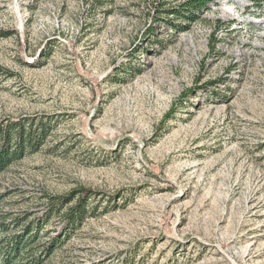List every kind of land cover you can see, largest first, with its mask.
I'll return each mask as SVG.
<instances>
[{"label":"rangeland","instance_id":"1","mask_svg":"<svg viewBox=\"0 0 264 264\" xmlns=\"http://www.w3.org/2000/svg\"><path fill=\"white\" fill-rule=\"evenodd\" d=\"M183 1L0 0V123L46 128L0 173L24 263L264 264V0Z\"/></svg>","mask_w":264,"mask_h":264},{"label":"trees","instance_id":"2","mask_svg":"<svg viewBox=\"0 0 264 264\" xmlns=\"http://www.w3.org/2000/svg\"><path fill=\"white\" fill-rule=\"evenodd\" d=\"M213 2L214 0H184L180 5L172 9L171 12L178 19H182L185 22H192L198 20L199 15L204 10H207L209 5ZM163 12L169 13L168 11ZM6 36L5 33L0 32V39ZM172 112L173 111L166 115L164 122L172 116ZM45 136L46 128L44 123H42V125L36 122L32 123V121L0 123V173L5 172L14 163L22 160L25 154L35 148V145H39ZM82 192H85L86 196L79 200L78 204L67 209L64 213H59L65 222L63 230L65 234H67L66 236H69L73 228L80 225L85 218L88 206L87 198L90 196L91 191L83 190ZM74 194L65 197H57L55 199L50 198L51 207L56 205V203H58L57 201H59L61 205L60 208H63L64 205L74 201L76 198ZM54 213H57V211H53L52 215ZM50 218L51 217L47 216L45 218L46 222L50 220ZM6 219H8V217H5V215L0 216V234L4 235V237L0 239L1 262L3 264H41L42 257L40 255L34 256L30 261L26 260L27 263L23 261L25 260L23 259V255L30 252L33 248L32 246L37 244L38 235L36 232H38V230L40 231V225L28 224L24 227L22 232L14 235H7L12 231V228H20L22 223L14 221V223L7 224V222H5ZM57 240L58 238L53 239L51 246H54V244L56 245L58 242H62ZM48 248L46 252H43L45 256H49L48 254H50L48 252L50 249Z\"/></svg>","mask_w":264,"mask_h":264}]
</instances>
